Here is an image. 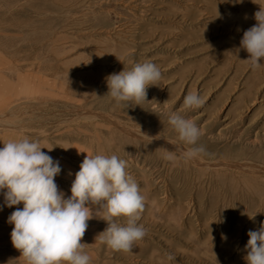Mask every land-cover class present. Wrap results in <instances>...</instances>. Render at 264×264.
I'll return each mask as SVG.
<instances>
[{"label":"rangeland","instance_id":"374dc122","mask_svg":"<svg viewBox=\"0 0 264 264\" xmlns=\"http://www.w3.org/2000/svg\"><path fill=\"white\" fill-rule=\"evenodd\" d=\"M260 6L264 0H0V99L36 89L47 102L16 115L51 119L12 129L0 112V148L20 134L39 141L59 161L54 179L68 197L87 154H115L144 197L138 223L146 236L132 252L100 241L102 214L87 222L81 242L90 264H246L247 232L264 222V60L250 68L240 41ZM146 60L162 72L146 102L121 106L105 96V77ZM189 93L203 105L182 110ZM172 112L201 130L202 164L184 158L191 146L169 125ZM17 207L0 204V264H27L10 238Z\"/></svg>","mask_w":264,"mask_h":264},{"label":"clouds","instance_id":"9594fccd","mask_svg":"<svg viewBox=\"0 0 264 264\" xmlns=\"http://www.w3.org/2000/svg\"><path fill=\"white\" fill-rule=\"evenodd\" d=\"M255 25L243 33L240 48L249 55L243 60L255 70L264 60V7L254 13ZM162 78L160 68L150 60L135 63L129 70L105 77V96L118 105L146 102L147 88ZM89 95V94H85ZM123 102V103H122ZM204 100L197 93L184 97L183 109L199 108ZM168 123L179 139L190 145L183 156L194 159L206 153L198 141L201 130L178 112ZM150 138V137H149ZM39 141L28 137L9 141L0 148V192L4 206L17 207L8 217L13 247L27 264H90L82 243L87 222L102 214L107 227L98 234L100 241L115 251L132 252L137 241L146 236L138 222L145 209L144 197L135 179L126 172L127 161L113 154L86 155L75 173L71 195L55 183L62 169L59 161L42 151ZM95 205V209L92 207ZM255 217V216H254ZM125 218L122 224L119 219ZM253 218V217H252ZM243 257L246 264H264V222L247 232ZM226 240V236L222 235ZM168 260H173L171 254ZM11 261L9 260L8 264Z\"/></svg>","mask_w":264,"mask_h":264},{"label":"bare ground","instance_id":"6f19581e","mask_svg":"<svg viewBox=\"0 0 264 264\" xmlns=\"http://www.w3.org/2000/svg\"><path fill=\"white\" fill-rule=\"evenodd\" d=\"M24 94V93H23ZM37 95H39V93H38V90H36V89H33V90H31V91H29V92H27V93H25V95L22 97V98H20L21 96L20 95H18V94H16V93H12V94H6V96H3V97H1V99H0V112H2V115H3V113H5V114H9L10 116H11V120L6 124V123H4L5 125L4 126H10V127H12V129H14L15 128V124H13V123H18V122H22L23 120H32V123H33V121H35V124H36V126H38V124H40V126H41V124H43V123H46L47 121H49V120H51V119H22L23 117H21V116H17L16 115V113L17 112H19L20 113V108H22V111H24L25 110V108H23V105H25V104H27V103H29V104H35L38 100L40 101V100H43V104H45L47 101H46V97L45 96H43V97H41L40 99H37ZM28 106V105H27ZM45 106V105H44ZM26 107V106H25ZM56 109H57V107H55ZM55 108L54 107H51V108H49V110H55ZM26 111V110H25ZM27 111H28V109H27ZM35 111V110H34ZM24 113V112H23ZM33 113V112H32ZM42 114V113H41ZM47 115V114H46ZM49 115V114H48ZM4 116V115H3ZM2 116V117H3ZM26 116V115H25ZM29 116V117H28ZM27 117H25V118H31L30 117V115H28ZM1 117V116H0ZM84 120V119H83ZM106 120H111L112 122H115L113 119H106ZM65 122V121H64ZM90 122V121H89ZM130 122V121H129ZM25 123V122H24ZM27 123H29V121L27 122ZM26 123V124H27ZM61 123V122H60ZM85 123V122H84ZM83 123V124H84ZM91 123V122H90ZM105 123V122H104ZM116 124H114L115 126L117 125L118 127L117 128H120L121 130H123L124 132H126V133H128L129 135L130 134H132V135H138V136H141L142 134H145V136H149V134H147V133H141V132H139V129L136 127V126H133V127H127L126 125H125V123H123V122H115ZM132 123V122H131ZM106 124V123H105ZM107 125V124H106ZM131 125V124H130ZM18 126V125H17ZM3 127V126H2ZM44 127V126H43ZM4 128V127H3ZM6 128V127H5ZM17 128V127H16ZM11 129V128H10ZM18 129H20L19 127H18ZM108 129V128H107ZM110 129H112V128H110ZM107 131V130H106ZM74 132V131H73ZM45 133V132H44ZM107 134H109L108 132H106ZM112 133V132H111ZM110 133V134H111ZM114 133V132H113ZM116 135V134H115ZM39 136V135H38ZM69 136V135H68ZM112 136V135H111ZM22 135L20 134V135H18L17 136V138H18V140L19 139H22ZM113 137H115V136H113ZM153 137V136H152ZM158 138V137H157ZM99 140V139H98ZM111 140V139H110ZM128 140H129V138H128ZM93 141V140H92ZM120 141H121V139H120ZM171 141V140H170ZM44 142V141H43ZM124 142V141H123ZM175 142V141H174ZM102 143V142H101ZM104 143V142H103ZM155 143H157V142H155ZM39 144H40V142H39ZM107 144V143H106ZM123 144V143H122ZM172 144V146L175 148V149H178V146L176 145V143H171ZM66 145V144H65ZM104 145V144H103ZM119 146V145H118ZM122 146V145H121ZM67 147V146H66ZM109 147V146H108ZM67 148H69V146L67 147ZM104 148H106V147H104ZM75 150L77 149L76 147L74 148ZM89 152V151H88ZM92 154V153H91ZM67 155V154H66ZM70 155V154H69ZM84 155H86V153L84 154ZM83 155V156H84ZM88 155V154H87ZM177 155V154H176ZM256 155V154H255ZM256 156H258V155H256ZM71 157V156H70ZM192 162H194V164L196 163V164H202V162H199L198 160H197V158H194V159H190ZM205 160V159H204ZM208 162V161H207ZM80 163H82V161L80 162ZM259 170V169H258ZM197 171V170H196ZM200 171V170H199ZM264 171V170H263ZM202 173V172H201ZM203 175V174H202ZM68 196H66V198H67ZM4 200V197H3V193L2 192H0V204H4V203H2V201ZM22 205V204H21ZM12 264V263H11Z\"/></svg>","mask_w":264,"mask_h":264}]
</instances>
